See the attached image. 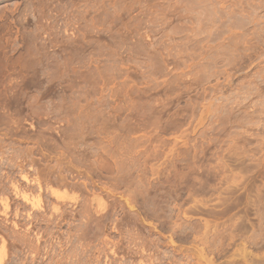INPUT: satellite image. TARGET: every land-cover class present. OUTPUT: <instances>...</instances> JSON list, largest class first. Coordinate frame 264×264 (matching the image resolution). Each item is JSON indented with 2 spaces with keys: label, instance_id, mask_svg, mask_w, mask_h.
Wrapping results in <instances>:
<instances>
[{
  "label": "rangeland",
  "instance_id": "obj_1",
  "mask_svg": "<svg viewBox=\"0 0 264 264\" xmlns=\"http://www.w3.org/2000/svg\"><path fill=\"white\" fill-rule=\"evenodd\" d=\"M0 263L264 264V0H0Z\"/></svg>",
  "mask_w": 264,
  "mask_h": 264
},
{
  "label": "bare ground",
  "instance_id": "obj_2",
  "mask_svg": "<svg viewBox=\"0 0 264 264\" xmlns=\"http://www.w3.org/2000/svg\"><path fill=\"white\" fill-rule=\"evenodd\" d=\"M22 172H23V170H22ZM24 172H25V170H24ZM24 172H23V174H24ZM37 172H38V170L36 171V174H37ZM39 174H40V172H38ZM26 174V173H25ZM39 174H38V177H39ZM43 174H45L44 172H43ZM22 175V174H21ZM27 175V174H26ZM26 175H25V177H26ZM37 176V175H36ZM40 176H42V175H40ZM43 177H45L46 178V176H43ZM39 178H41V177H39ZM62 178V177H61ZM60 178V179H61ZM34 179H36V178H34ZM42 179V178H41ZM44 180V179H43ZM46 180V179H45ZM37 181V180H36ZM35 181V182H36ZM62 181V180H61ZM30 182H31V180H30ZM41 182H42V180H41ZM41 182H40V180L38 179V187H39V191L41 192V190L44 188V187H42L43 185L41 184ZM44 182V184H45V182H46V184L47 185H49L48 183H47V181H43ZM42 182V183H43ZM50 182V181H49ZM58 182H60V180L59 181H57V185H59V187H60V185H61V183H63V182H60V184L58 183ZM52 183V182H51ZM17 184V183H16ZM15 184V185H16ZM45 184V185H46ZM18 185V184H17ZM31 185V184H30ZM37 185V184H36ZM56 185V186H57ZM64 185H65V183H64ZM34 186V185H33ZM49 186H51V185H49ZM61 186H63V185H61ZM30 187V186H29ZM36 187V186H35ZM48 187V186H47ZM54 186H52V187H50L51 189L53 188ZM64 187V186H63ZM66 187V186H65ZM20 188L22 189V187L20 186ZM46 188V187H45ZM43 189V190H46V189ZM49 188V189H50ZM56 188H58V186L56 187ZM60 188H62V187H60ZM25 189V188H24ZM24 189H23V191H24ZM31 189V188H30ZM29 189V191H31ZM35 189V188H34ZM38 189V188H37ZM50 189V190H51ZM54 189V188H53ZM26 190H28L27 189V187H26ZM25 190V191H26ZM32 190H33V187H32ZM60 190L61 189H59V190H51V193L50 194H52L53 196H54V198H56L57 200H60V201H66V200H69V199H72V198H70L69 196H67L65 193H61L60 192ZM38 191V190H37ZM27 192V191H26ZM19 193H21V191L19 192ZM19 193L17 194L18 196H19ZM35 193V192H34ZM39 193V192H38ZM43 193V192H42ZM25 194V193H24ZM33 194V193H32ZM15 195V194H14ZM28 195V194H27ZM27 195H23L22 196V200H25L27 203H29V204H31L32 205V207L33 208H36V207H38V206H40V203H41V200H40V195H38L37 194V192H36V194L35 195H38V200H36V199H31V198H29ZM34 195V196H35ZM30 196H31V194H30ZM33 196V195H32ZM31 196V197H32ZM4 197V196H3ZM15 197H16V195H15ZM35 197H37V196H35ZM19 198V197H18ZM3 199H5V198H3ZM21 200V201H22ZM9 204H10V202H9ZM14 204H16V203H14ZM18 204V203H17ZM4 205H6V207H8V204H4ZM13 207V206H12ZM28 207V206H27ZM21 208V207H20ZM13 209V208H12ZM15 210H17V207L15 208ZM4 211V210H3ZM33 211V210H32ZM5 212H6V210H5ZM4 212V213H5ZM11 212V211H10ZM8 213V212H7ZM16 216V215H15ZM31 216H32V213H31ZM17 217V216H16ZM14 218V217H13ZM17 221V220H16ZM34 221V220H33ZM18 225V224H17ZM16 228V227H15ZM2 248V252H4V245L1 247ZM1 264V263H0Z\"/></svg>",
  "mask_w": 264,
  "mask_h": 264
}]
</instances>
